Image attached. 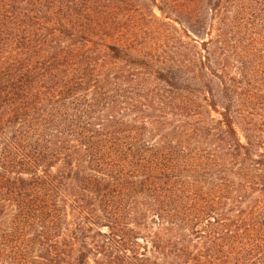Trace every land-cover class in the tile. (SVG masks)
Masks as SVG:
<instances>
[{
    "label": "trees",
    "instance_id": "obj_1",
    "mask_svg": "<svg viewBox=\"0 0 264 264\" xmlns=\"http://www.w3.org/2000/svg\"><path fill=\"white\" fill-rule=\"evenodd\" d=\"M160 1L185 53L145 2L0 0V264H264V116L191 37L240 0Z\"/></svg>",
    "mask_w": 264,
    "mask_h": 264
},
{
    "label": "rangeland",
    "instance_id": "obj_2",
    "mask_svg": "<svg viewBox=\"0 0 264 264\" xmlns=\"http://www.w3.org/2000/svg\"><path fill=\"white\" fill-rule=\"evenodd\" d=\"M152 1L132 0V5H139L140 7L141 3L145 2L148 6L147 11L151 10L147 12L145 19H132L133 22L139 21V24L141 23L145 27L146 35L143 34L144 36L139 39L142 41L147 37L149 38L148 43L152 41L159 44L165 42L168 43V49L171 48L185 53L186 50L180 45L182 41L189 42L188 37L185 35L179 37L183 33L180 25L173 19H165ZM157 3L162 5L160 0H157ZM209 7H211L210 2L207 3V1L204 5L201 2L195 4L194 31L196 32L191 34V37L196 42L197 50L203 55L211 53V55L215 54L216 57L223 52L231 54L226 62L222 57L221 64L230 65V73L232 71L236 72L241 87L239 97L242 102H252L254 104L249 106L250 108L247 111L252 112L254 115L260 113L264 116L262 110L264 109V0H240L237 7H229L225 10L226 14L221 10L219 16L216 17L217 12L213 14L214 11L211 12ZM253 7L260 10L256 14L259 17L246 19V28L231 30L230 25L225 28L224 23L227 19H229V24L231 19H238V13H247L250 9H254ZM172 18L176 19L173 14ZM239 21L241 20L239 19ZM150 23L157 26V28H148ZM242 23L245 24V22ZM174 27L180 30L179 34L175 33ZM179 39L183 40L178 41ZM212 39L218 42L213 43L211 42ZM258 103L261 104L257 105ZM257 106L260 109L256 111ZM238 125H240L238 126L240 133L243 134L241 130L243 127L242 122H238ZM215 250L217 254L221 250L218 243L215 244Z\"/></svg>",
    "mask_w": 264,
    "mask_h": 264
}]
</instances>
